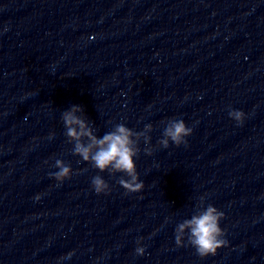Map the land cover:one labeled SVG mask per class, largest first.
Here are the masks:
<instances>
[{"label": "water", "instance_id": "95a60500", "mask_svg": "<svg viewBox=\"0 0 264 264\" xmlns=\"http://www.w3.org/2000/svg\"><path fill=\"white\" fill-rule=\"evenodd\" d=\"M0 264H264V0H0Z\"/></svg>", "mask_w": 264, "mask_h": 264}]
</instances>
